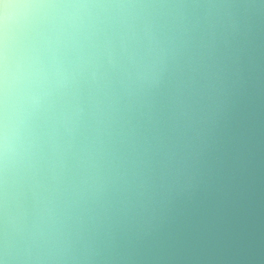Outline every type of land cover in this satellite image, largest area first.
<instances>
[{
  "label": "clouds",
  "instance_id": "clouds-1",
  "mask_svg": "<svg viewBox=\"0 0 264 264\" xmlns=\"http://www.w3.org/2000/svg\"><path fill=\"white\" fill-rule=\"evenodd\" d=\"M0 264H264V0H0Z\"/></svg>",
  "mask_w": 264,
  "mask_h": 264
}]
</instances>
